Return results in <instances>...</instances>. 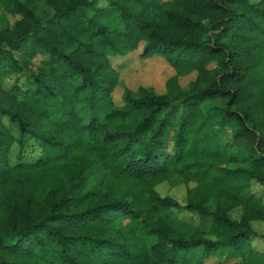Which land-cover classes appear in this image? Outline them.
Instances as JSON below:
<instances>
[{
	"label": "trees",
	"instance_id": "16d2710c",
	"mask_svg": "<svg viewBox=\"0 0 264 264\" xmlns=\"http://www.w3.org/2000/svg\"><path fill=\"white\" fill-rule=\"evenodd\" d=\"M8 2L19 18L0 24V264H264L251 245L264 222L251 189L264 185V0H45L43 18L33 0ZM141 44L175 74L165 94L140 87L116 106L105 55ZM19 74L27 85L5 83ZM164 182L193 184L185 204L155 190Z\"/></svg>",
	"mask_w": 264,
	"mask_h": 264
},
{
	"label": "rangeland",
	"instance_id": "374dc122",
	"mask_svg": "<svg viewBox=\"0 0 264 264\" xmlns=\"http://www.w3.org/2000/svg\"><path fill=\"white\" fill-rule=\"evenodd\" d=\"M25 1V0H21ZM36 3L37 15L43 18L49 14V9L46 6L45 0H33ZM253 1V0H251ZM255 1V0H254ZM98 5H104L103 1H99ZM19 16L11 12L8 0H0V24L3 27L12 28L13 24ZM19 52L15 53V57L19 59ZM106 59L109 65L118 73V82L111 92V98L116 106L123 105V98L127 92L134 93L138 88L143 87L148 89L156 95H163L167 92L166 81L174 76L175 71L171 64L160 56H153L148 58L142 57V44L138 49L129 52L125 55L113 54L109 51L106 53ZM40 57H35L31 60L30 70L36 72L40 68ZM207 68L209 70L215 69L216 65L210 63ZM29 75H9L4 79L6 84L13 83L18 78V86L27 85ZM197 80V73L195 71H186L178 77L179 86L184 91H189ZM208 104H203V110H206ZM231 128H227L224 136L228 139ZM193 184H170L161 183L155 187V190L161 196H168L176 200L179 204H185L186 190L192 187ZM252 191L263 198L264 201V185L254 183ZM174 215L183 222L191 223L193 225L199 224L197 215L184 211L174 210ZM241 214L240 209H234L229 213V216L236 220ZM252 230L257 234V237L252 239L251 245L258 251L264 250V222H253L251 224ZM202 264H243L239 255L230 256L228 259H206Z\"/></svg>",
	"mask_w": 264,
	"mask_h": 264
}]
</instances>
